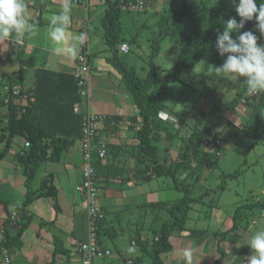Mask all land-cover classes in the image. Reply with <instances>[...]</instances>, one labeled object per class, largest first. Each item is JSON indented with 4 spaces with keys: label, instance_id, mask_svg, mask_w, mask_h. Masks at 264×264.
<instances>
[{
    "label": "rangeland",
    "instance_id": "374dc122",
    "mask_svg": "<svg viewBox=\"0 0 264 264\" xmlns=\"http://www.w3.org/2000/svg\"><path fill=\"white\" fill-rule=\"evenodd\" d=\"M42 1L46 2V9H56L55 5L51 4L52 0ZM151 1L152 4L148 5L145 11L124 10L121 12L120 17L121 37L128 44L129 51L127 54L118 52V56L128 67L135 71L136 76L140 79H144L149 70L151 39L159 30V15L166 10L180 9L183 4V0ZM207 2L209 0H206ZM87 5V12L84 9L86 6L84 2L72 5V11L78 9L81 16L78 21L80 26H73V29L77 30L78 34H87L88 43L81 48L80 52L86 49L91 54L90 61L92 63L102 59V65L113 70L111 64L105 62V57L109 56L110 52L107 50L102 38L103 27L100 22L106 5L103 0H89ZM187 6L196 9L199 7V0H187ZM8 44L10 45V43ZM258 44H264V37H261ZM178 54L179 45L175 41L167 38L161 41L159 51L153 60L154 65L158 66L160 72L157 77L158 83L164 77L165 71L175 67ZM210 66L212 65L209 62L201 60L192 67L179 69L177 77L169 80L166 91L161 95V102L165 107L163 114L167 118L163 119L164 123L160 126L161 128L165 126L166 129L158 130L161 138L155 145L157 154H169V157L166 156L167 162L176 157L175 153L180 145V137L188 136L194 122L201 119L200 114L202 112L209 110L214 103L231 99L243 87V84L239 82H232L216 74L208 73L206 70ZM10 69L18 72L20 64L17 60H14V57H10L8 50L5 53L2 48L0 50L1 92H4L5 87H8L3 85L7 83L5 73L11 71ZM25 73H27L25 81L27 84L32 69L25 70ZM14 79L16 78L14 77ZM240 81H243V77L240 78ZM251 109L252 104L240 103L226 112L217 113L212 118L213 134L215 133L217 140L220 142L217 150L220 156L217 158L216 165L213 167L194 166L190 171L187 170L177 175L178 181L184 180L185 183L191 184L193 197L201 196L208 189L215 190L203 197V203L192 205L185 222V227L188 230L202 231L199 238H206L207 236V240L212 241L211 253L218 250L217 241L219 237L216 234L227 230L231 226L233 216L237 212L238 228L230 231L228 236L230 233L232 236H234V233H239L242 238L236 244L231 242L227 244V241L223 242V240L220 244L223 249L225 245L227 248L231 246L226 251V257L232 264H238V261L242 260L244 256L249 257L251 255V249L247 246L251 234L254 230L264 229V209L262 208V204H264V109L253 113H251ZM0 112H5V107L0 105ZM0 125H2L1 122ZM179 127L181 129L179 135L169 138L168 135H173ZM75 145L66 151V160L42 162L30 182V189L36 190L44 178H48L47 175L51 170L55 172L56 177L58 175V178L55 177L53 184L67 193L66 198L59 189L57 198L44 197L39 203H43L50 217L54 219L52 223L45 224L43 228L51 226V224L53 228H61L55 233L63 244H65V241H72V238L81 241L87 220L86 212L81 206V194L75 187L77 181L81 178V174L78 172L80 169V156L76 151L78 145ZM16 147L13 140L12 147L7 153L9 157L12 153L11 160L14 159ZM165 148H168V150ZM124 153L127 158L134 154V166L138 165L137 156H135L137 152L134 148L128 147V150L125 151L116 148L112 152V166L117 172L120 171V166L127 165V163L124 164ZM7 160L8 157L1 159L0 169L6 164L8 165ZM70 163L74 166L73 169H71L72 165ZM236 171L238 173L234 175ZM117 172L112 174H117ZM20 173L21 171L19 176L22 174ZM26 192L27 188L24 185L21 188L15 187L9 192L0 194V215L4 213L9 215L13 212L16 214L15 221H9L10 223L23 222L19 219L17 206L25 199ZM125 195L128 197V203L132 204L131 206H128V203L123 204L122 199L119 200L121 197L119 191L114 192L115 199L113 203H108V205L103 203V224L108 226L107 231L112 237L110 246L113 248V245L116 246L117 243L122 263L131 259L134 262L137 258L143 260L144 263H149L151 257L146 251L152 248L156 231L161 224L169 221L171 217L164 209L139 207L137 203L148 204V202L151 203L150 201H161L173 204L182 197V193L174 188L172 177H153L149 181L131 188L125 192ZM103 197V194L99 195L102 200ZM102 202L100 203L102 204ZM246 204H255V206L253 209H245L244 205ZM58 206L61 210L59 212ZM123 207L128 208L124 209ZM32 224L37 225V221L33 220ZM11 228L9 227V230ZM180 238H178L179 242L185 244L184 239ZM120 242L122 244H118ZM129 247H134L135 251L129 252ZM144 248L146 250H143ZM220 248L222 249V247ZM76 253L74 256L78 260ZM172 255L173 253H170L166 256L171 258ZM98 261L97 258H93V264Z\"/></svg>",
    "mask_w": 264,
    "mask_h": 264
},
{
    "label": "trees",
    "instance_id": "16d2710c",
    "mask_svg": "<svg viewBox=\"0 0 264 264\" xmlns=\"http://www.w3.org/2000/svg\"><path fill=\"white\" fill-rule=\"evenodd\" d=\"M127 1L136 0H103L106 7L100 21L103 27L102 38L110 52V55L105 57V62L110 63L118 72L124 89L138 110L136 116L127 119L130 123L140 125L135 131V138L138 141L135 155L137 156L136 160H138L136 166L138 179L147 182L153 177H172L174 188L182 193V197L173 204L158 201L145 205L146 208L164 209L171 217L169 221L161 224L156 231L152 248L148 249L147 247L148 250L146 251L151 257V262L148 264H162L161 255L172 250L170 240L175 232L187 231L191 238L201 237L202 231L188 230L185 227L188 212L194 203H203V197L215 191L208 189L201 196L193 197L191 184L185 183L184 180L178 181L177 175L187 170L190 171L194 166L213 167L216 165L219 156H216L218 145L216 144L217 136L215 133L213 134L212 118L217 113L226 112L240 103L252 104L251 113L264 109V93L246 95V86L243 85L231 99L214 103L209 110L200 114L201 119L194 122L188 136L180 137L176 157L167 162L165 156L164 160L159 161L155 143L161 138L158 130L166 129L165 126L164 128L160 126L164 123L161 114L165 110L161 102V95L166 91L169 80L177 77L179 69L192 67L201 60L209 62L212 66H221L226 57H220L217 53L215 46L217 35L223 31V24L229 18H236L237 21L240 18L235 11L232 0H209L207 3L206 0H199V7L196 9L189 8L187 0H183L180 9L164 11L159 15V30L151 39L148 73L144 79H140L136 76L135 71L118 56L119 46L126 43L121 37L120 17L121 12L124 11L121 9V2ZM143 1H148L149 5L152 4L151 0ZM256 3L259 7L261 0H256ZM255 24V19L246 22L241 32L254 31L259 43L261 34L255 31ZM238 34L234 32L230 35L235 38ZM165 38L175 41L179 45V54L175 67L165 71L164 77L158 83L157 77L160 72L153 60L159 51L161 41ZM80 53L85 54L89 62L91 54L85 53V51ZM21 78L18 74L7 76V83L3 85H7L10 90H18L17 95L7 94L5 90L4 92L0 91V105L5 107V113L1 120L2 125H0V159L10 151L12 141L15 138L22 140V148L15 152V167L20 169L27 188L25 199L17 206L19 219L23 222L10 223V214H5L3 226L0 229L6 233L4 244L10 248L14 247L20 234L31 221L30 216L25 213L26 207L42 196L55 199L56 189L51 182L50 174L47 175L48 178H44L36 190L30 189V182L42 162H59L64 153L74 143L79 142L82 136L81 124L84 114L80 108L77 113L73 111V105L78 104L80 107L85 98L79 94L78 80L73 73L53 72L39 68L35 70L32 84L29 86L20 82L22 81ZM88 81L87 86L89 87ZM6 98L8 99L7 102H5ZM122 120V117L116 116L110 118L109 122L118 123ZM180 130L179 127L173 135L170 134L168 137H177ZM25 142L28 143L27 148L24 147ZM97 143L98 134L96 133L93 143L95 147ZM165 149L168 150V148ZM236 173L238 171L234 175ZM254 206L255 204H246L244 208L253 209ZM262 208L264 209V204H262ZM236 214L233 216L231 226L216 234L219 237L218 242L227 238L229 242L236 243L242 238L239 233H234V236L230 233L228 236L230 231L238 228ZM103 221L104 218L97 224L96 241L98 245L100 236L106 235L108 232L104 229ZM14 226H18V233L11 237L8 229ZM53 241L56 250L66 252L58 236ZM218 251L221 255L216 261L222 257L220 247H218ZM141 262L142 260L137 258L133 264H141Z\"/></svg>",
    "mask_w": 264,
    "mask_h": 264
},
{
    "label": "crops",
    "instance_id": "0c3cea01",
    "mask_svg": "<svg viewBox=\"0 0 264 264\" xmlns=\"http://www.w3.org/2000/svg\"><path fill=\"white\" fill-rule=\"evenodd\" d=\"M61 2L62 0H52L51 4L55 5L56 9L49 8L48 10L46 9V2L42 0H26L27 13L30 22H32L36 27L37 35L33 37L28 33H24L15 37V42H13L12 40H7L4 41L3 44L0 43V46H2L0 47V50H2L3 48V51H5V53L8 50L10 57H14V60H17L20 64L21 72H14L13 69H10L11 71H6V76H14L18 74L19 78L22 77V81L20 82L26 84L25 81L27 78V73H25V70L31 68L32 74L30 75V78H28L26 84V86H29L32 84L35 70L39 68H45L53 72L68 73H73V71L77 68L75 62L68 59L67 57H59L53 55L47 42V27L49 17L53 12H57L59 10ZM83 2L86 4L84 9L87 12V3H89V0H73L72 5H74L75 3L78 4ZM42 6L43 8H41ZM80 19L81 16L79 15L78 9L71 12L70 32L78 34L77 30L73 29V26H80V24L78 23ZM8 43H10V45ZM87 43L88 40L86 38L84 45H86ZM86 52L88 51H86L85 49V53ZM88 63L90 66V75L88 79V95L82 100L79 108L82 113L91 112L104 116V120L99 122L97 126L98 143L96 144V147L98 145L105 146V157L99 159L96 154L93 155V162L96 172V183L99 189V195H104L103 200L105 202H102L103 200L98 198V203L100 204L103 211V203L104 205L113 203V200L115 199L114 192L119 191V194L121 195L119 200L122 199L121 201L123 202V204H125L128 203V197L125 195V192L129 191L131 188H134L136 185L143 183V181H140L137 177L138 172L136 171L137 167L134 166V154L127 158L126 154L124 153L123 160H125L124 164L127 163V165L120 166L119 172L115 171L112 166V152L114 149L119 148L122 151H125L128 150V147H131L134 148V150H137L138 141L135 138V131L140 127V125H135L127 121L129 117L136 116L138 114V110L132 104L131 98L127 91L124 89L117 71L114 72V69L112 70L111 68L103 66L102 59H98L97 61H95V63H92L89 60ZM4 113L5 112H0V122ZM116 116L122 117L123 120L119 121L118 123H115L113 121L109 122L110 118ZM161 117L162 119L167 118V116H165L164 114H161ZM14 141L17 146L16 151L22 148L21 139L15 138ZM74 144H76L75 146L78 145V149H76L80 156V169L78 172L81 174L82 153L80 151L79 142H76ZM176 154L177 149L175 156ZM11 155L12 153H10L9 157L6 154L2 158L6 159L8 157V165L6 164L0 169V194L3 192H9L15 187L21 188V186L23 187L25 185L24 176H22L21 173V176H19L20 169L15 167V153L13 160H11ZM64 155L59 162H61L62 160H66L67 152L64 153ZM167 155L169 157V154ZM167 155L158 154V160H163V158ZM70 164L72 165V163ZM73 167L74 166L72 165L71 169H73ZM114 172H117V174H112ZM48 174L51 175L50 179L53 183L56 177L55 172L51 170ZM58 174L60 175L59 172ZM56 178H58V175ZM81 180L82 176L77 181L75 187H77L81 183ZM55 189V198H57L60 188L58 189L57 187H55ZM60 192L66 198L67 193L63 191L62 188L60 189ZM44 197L47 196H42L38 199H35L25 209V213L27 214V216H30L31 221L25 228V230L20 234L19 239L16 241L14 247L12 248V255L17 264H69L77 260L76 256L74 255L76 253L78 244L86 242L88 239L89 220L87 214L85 213L87 217L85 225L86 228L82 233L81 241H76L74 238H72V241H65V244L62 243V247L66 252L56 250L53 240L57 236V230H60L61 228H53L52 224L51 226L43 228L45 224L47 225V223H52L54 221V219L51 218L50 214L46 211L47 208L43 206V203H39V201H41ZM100 202H102V204ZM131 205V203H128V206ZM145 205L146 203H137V206L139 207H143ZM123 208L126 209L128 207ZM57 209L58 212L61 211L59 206ZM4 216L5 213L0 215V228H2L3 226ZM33 220L37 221V225L32 224ZM53 229L55 230L53 231ZM104 229L106 231L108 229V226H106L105 224ZM17 233L18 226H14L9 230V235L11 237H14ZM179 233L180 232H175L171 237L170 241L172 244V250L161 255V259L163 261L162 264H184V260H182V251L183 249L188 247H191L195 250L194 254H196V256L193 257V264H232L226 257V251L231 246H228L227 248L225 245L223 249V246L220 245L221 241H217V246L222 247V257L219 261H216V259L220 257L221 254L218 250L213 251L212 253L210 252L212 241H208L207 236L206 238L198 237L196 239H191L188 236L187 231H183L180 234ZM180 237L184 239L185 244L184 242H179L178 238ZM111 240L112 237L108 232L106 235L100 236L99 247L109 250L111 254L106 258H97L99 261L97 263L94 262V264H123L120 261L121 256L119 254V249H117V243V247L113 245V249L112 246H110V243H112ZM224 241H227L226 243L230 244L228 240H223V242ZM118 244L122 243L120 242ZM143 250H145V248ZM170 253H173V255L171 258H168V256L166 255H169ZM247 260L248 257L244 256L242 260L238 261V264H247ZM141 264L148 263H144V261L142 260Z\"/></svg>",
    "mask_w": 264,
    "mask_h": 264
},
{
    "label": "clouds",
    "instance_id": "9594fccd",
    "mask_svg": "<svg viewBox=\"0 0 264 264\" xmlns=\"http://www.w3.org/2000/svg\"><path fill=\"white\" fill-rule=\"evenodd\" d=\"M73 0H62L59 10L48 20L47 42L51 53L75 61L86 41L84 33L70 32ZM240 18H229L223 24V31L217 35L216 50L220 57H226L221 66H210L208 73L223 79L245 85L246 95L264 93V44H258L254 31H243L245 23L255 19V31L264 37V0L259 7L256 0H232ZM239 33L233 38L231 33ZM28 33L37 35L35 25L30 22L26 0H0V43L15 42V37ZM243 77V81L240 78ZM247 246L251 249L247 264H264V229L254 230ZM129 252L135 251L129 247ZM194 249L182 251L184 264H193Z\"/></svg>",
    "mask_w": 264,
    "mask_h": 264
},
{
    "label": "built area",
    "instance_id": "2783aa9c",
    "mask_svg": "<svg viewBox=\"0 0 264 264\" xmlns=\"http://www.w3.org/2000/svg\"><path fill=\"white\" fill-rule=\"evenodd\" d=\"M149 5V2L143 0L121 2V9L127 11L141 12L145 10ZM128 45L123 43L119 46V50L122 53L128 52ZM77 68L73 71L74 77L78 80V86L80 88L79 94L82 97H87L88 89L87 81L89 76V64L86 59V55L80 53L79 58L75 61ZM7 94L17 95L18 90H10L8 87L4 88ZM7 98L5 102H7ZM243 102V101H242ZM73 111L77 113L79 111L78 104L73 105ZM104 120V116L101 114L86 112L82 115L81 124V138L79 139L80 150L82 153V165H81V183L76 187V190L81 194L82 201L81 206L85 210L88 216V239L86 242H82L77 247L78 260L69 264H93V258H106L110 256V251L99 247L96 241L97 224L104 218V213L98 203L99 189L96 183V172L93 163V154H96L99 159L105 157V146H94V138L97 133L98 123ZM216 144L220 142L217 140ZM24 147H28V143H24ZM216 156H220L219 152H216ZM10 220L15 221L16 214L13 212L10 214ZM9 232V229H8ZM6 240V233L0 231V264H17L12 255V248L7 247L4 242ZM123 264H133L132 260H127Z\"/></svg>",
    "mask_w": 264,
    "mask_h": 264
}]
</instances>
